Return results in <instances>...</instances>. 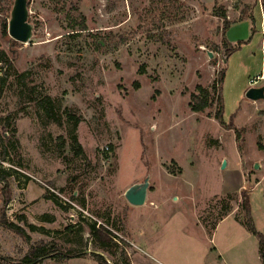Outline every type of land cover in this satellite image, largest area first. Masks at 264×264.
<instances>
[{"label":"rangeland","instance_id":"374dc122","mask_svg":"<svg viewBox=\"0 0 264 264\" xmlns=\"http://www.w3.org/2000/svg\"><path fill=\"white\" fill-rule=\"evenodd\" d=\"M14 1L0 0V220L24 233L0 225V264L39 241L59 249L36 264H264L242 197L264 234V99L246 97L264 85V0H29L25 43L3 29ZM222 71L223 119L218 101L193 112Z\"/></svg>","mask_w":264,"mask_h":264},{"label":"trees","instance_id":"16d2710c","mask_svg":"<svg viewBox=\"0 0 264 264\" xmlns=\"http://www.w3.org/2000/svg\"><path fill=\"white\" fill-rule=\"evenodd\" d=\"M263 6H264V3H263ZM219 15L221 17L226 18V11L224 10V8L220 10ZM80 16L82 17L81 13H80ZM9 19H5L3 21L4 32H7L8 30ZM84 21H85V17H83V22H82L83 28L82 29H86V24ZM229 27H230V23L228 22V20H226L224 28L227 30ZM16 41L20 42L18 40ZM243 43H245V41L243 40L239 41L234 46L230 43H227L226 46L230 44L229 46H227L228 56L234 51L240 49ZM6 62H10V61L6 59ZM19 77H23V74H19ZM224 78H225V72L222 71L220 72L218 77L215 79L211 88H207L201 84H198L196 86L195 91L192 92L190 95V101H189L190 109L193 112H204L207 108L212 107L214 103L218 101L221 106H220L219 111L217 112L216 117L222 120L223 112H224L223 94H222ZM136 87H139L138 83H136ZM44 105H45L47 114L50 117H54V111H53L54 102L51 96H47L44 98ZM71 118H75V117L71 115ZM9 120L10 118L8 116L7 117L8 123H9ZM78 122H79V119H75V123L77 124ZM73 143L78 148V152L79 153L82 152V145L80 144L75 134H73ZM260 148L264 149V145L260 144ZM2 157L6 158L5 151L2 153ZM10 176H11L10 170L0 169V181L6 182L9 185L7 181H9ZM242 197H243V206L246 211L249 227L251 231L259 238L260 257H261L262 262L264 263V234L258 231L254 225L253 217L251 214L250 194L244 191V193L242 192ZM230 212H231L230 207L226 206L225 213H223V215L220 217L219 220H222ZM3 219L0 220L1 226L8 227V228L10 227L14 229L15 231H18L19 233L20 232L24 233L22 228H20L18 225H16L15 223L7 222L5 219L4 220ZM30 227L32 230L36 229L35 226L33 225H30ZM90 232L92 236L99 242V244L102 247L108 248L110 245L115 243L113 232L109 230L108 228H106L105 226L97 225L96 223L91 224ZM58 249L59 248L55 244H51L50 242H46V241H39L38 243L30 246L28 252L18 261L14 262V260H11V259H6V261L8 264H36L41 258L49 255V253L52 251H57ZM79 253H81L79 250L75 248H70L66 252H62L61 254L64 257H77ZM94 256L97 258L100 264H110L102 254L94 253ZM117 264H131V263L128 261L127 258H125L122 263H117Z\"/></svg>","mask_w":264,"mask_h":264},{"label":"water","instance_id":"95a60500","mask_svg":"<svg viewBox=\"0 0 264 264\" xmlns=\"http://www.w3.org/2000/svg\"><path fill=\"white\" fill-rule=\"evenodd\" d=\"M29 12V0L14 1L9 19V33L15 40L23 43L29 42L33 36L34 25L29 22ZM246 97L255 101L264 99V85L250 87L246 92ZM256 167H258L257 164ZM149 184V176L143 182L133 184L125 191L126 199L131 204H144Z\"/></svg>","mask_w":264,"mask_h":264}]
</instances>
